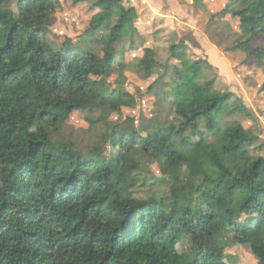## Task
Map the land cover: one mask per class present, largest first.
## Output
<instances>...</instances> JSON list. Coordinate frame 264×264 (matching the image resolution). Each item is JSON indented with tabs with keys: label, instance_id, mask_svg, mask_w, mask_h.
Listing matches in <instances>:
<instances>
[{
	"label": "trees",
	"instance_id": "trees-1",
	"mask_svg": "<svg viewBox=\"0 0 264 264\" xmlns=\"http://www.w3.org/2000/svg\"><path fill=\"white\" fill-rule=\"evenodd\" d=\"M70 1L93 12L77 43L48 29L60 0H0V264H59L63 250L72 264H229L231 245L264 264V142L243 123L254 111L217 88L191 37L167 46L165 64L144 47L139 0ZM222 1L212 20L231 15L243 34L228 51L264 58V43L253 46L264 11ZM129 69L156 76L149 118H127L87 150L53 138L75 112L135 108L107 80L124 85Z\"/></svg>",
	"mask_w": 264,
	"mask_h": 264
},
{
	"label": "rangeland",
	"instance_id": "rangeland-1",
	"mask_svg": "<svg viewBox=\"0 0 264 264\" xmlns=\"http://www.w3.org/2000/svg\"><path fill=\"white\" fill-rule=\"evenodd\" d=\"M60 1L62 6L48 29L53 37L67 36L75 43L80 42L85 36L93 12L86 4L73 6L70 0ZM253 2L261 11H264V0H254ZM141 6L152 7L157 10L155 12L158 14L178 18L180 21L178 23L181 25L179 26L181 36L191 37L194 42L195 48L191 56L194 58L206 57L216 68L220 78L217 83L218 89L228 88L243 98L256 116L255 119L244 120L243 123L261 135L264 142V91H262L264 58H260L256 52L248 54L228 51L229 47L233 46L243 35L238 20L228 15L223 20L213 21L212 11L204 10L200 3L194 0H142ZM159 19L160 21L155 24L154 32L148 34V39L157 37L156 46L154 43L152 45L157 51V59L165 64L167 60L166 39L170 37L167 32L169 26L165 20ZM163 24H166L165 27H162ZM209 25H211V29L207 32ZM262 37L264 36L261 35L253 42L254 48L260 49L264 43ZM143 54L144 51L140 50L128 52L126 62L136 64ZM124 75L127 79L124 85L115 84L117 79L115 75L108 77L107 80L113 88H123L135 95L138 100L135 108L124 109L122 112L114 114L110 112L97 114L75 112L60 132L53 135V138L64 142L72 141L79 149L87 150L95 144L103 143L104 137L111 128L117 124L125 123L127 118L136 119V125L140 126V122L145 121L155 111V99L147 93V88L156 76L149 81H142L134 70L130 69L125 71ZM101 115L103 121L96 122ZM139 129L141 128L139 127ZM106 150L109 152L110 147L107 146ZM262 154L264 155V144ZM193 156L190 153L183 155L184 158ZM152 171L157 177L161 176L157 164L152 166ZM73 258L71 252L63 250L60 253L59 264H72ZM225 261L229 264H258L251 249L242 245L228 247Z\"/></svg>",
	"mask_w": 264,
	"mask_h": 264
},
{
	"label": "crops",
	"instance_id": "crops-1",
	"mask_svg": "<svg viewBox=\"0 0 264 264\" xmlns=\"http://www.w3.org/2000/svg\"><path fill=\"white\" fill-rule=\"evenodd\" d=\"M224 1H226V0H223L222 3ZM138 2H139L138 3V10H139V12H138L139 13V19H138L139 23L138 24H139V31L142 34L148 36V34H150L151 32H154L155 24H156V22H159L160 21L159 18H161L162 20H165V23L166 24L168 23V26H169L168 27L169 29H167V32H168L170 37H167V39L165 38L166 43H167L166 46H168L171 42L179 41V39L182 36H181V32L179 30V26H181V25L178 23L180 21L178 20L177 17H172V16H168V15L165 16V15L158 14L155 12L157 10L153 9L152 7H148V6L142 7L141 6L142 0H139ZM196 2H199L204 10L207 9L210 12L211 11L214 12L217 9V7L220 5V0H198ZM153 23H154V26H153ZM166 24H163L162 27H165ZM155 41H157V37L156 38L153 37L151 39H148L146 41V44L144 47L154 49L156 46ZM153 43L155 44V46L152 45ZM139 50L143 51V48H140ZM156 53H157V51H156Z\"/></svg>",
	"mask_w": 264,
	"mask_h": 264
}]
</instances>
